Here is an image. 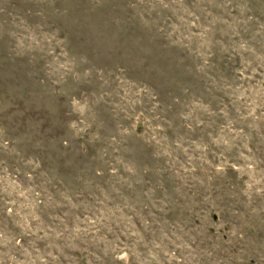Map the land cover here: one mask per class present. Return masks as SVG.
<instances>
[{"label": "rangeland", "instance_id": "1", "mask_svg": "<svg viewBox=\"0 0 264 264\" xmlns=\"http://www.w3.org/2000/svg\"><path fill=\"white\" fill-rule=\"evenodd\" d=\"M0 264H264V0H0Z\"/></svg>", "mask_w": 264, "mask_h": 264}]
</instances>
